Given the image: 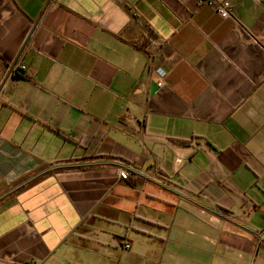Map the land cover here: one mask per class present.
Returning a JSON list of instances; mask_svg holds the SVG:
<instances>
[{
    "label": "crops",
    "instance_id": "crops-1",
    "mask_svg": "<svg viewBox=\"0 0 264 264\" xmlns=\"http://www.w3.org/2000/svg\"><path fill=\"white\" fill-rule=\"evenodd\" d=\"M230 2L0 0V264H264V0Z\"/></svg>",
    "mask_w": 264,
    "mask_h": 264
},
{
    "label": "built area",
    "instance_id": "built-area-1",
    "mask_svg": "<svg viewBox=\"0 0 264 264\" xmlns=\"http://www.w3.org/2000/svg\"><path fill=\"white\" fill-rule=\"evenodd\" d=\"M202 2L213 6V8L223 18H229L232 15V7L233 6H232V3L230 2V0H202ZM25 67H26L25 65H21V66L17 67L16 69H12L11 73L14 72V74H15L17 71L24 70ZM156 72L158 74L157 85L159 87H162L165 84V78H166L167 72L163 68H157ZM118 175L121 179H128L130 176L129 168L128 167L121 168L118 172ZM123 246L126 249H128V248H130V243L128 241H125L123 243ZM26 264H39V262H29Z\"/></svg>",
    "mask_w": 264,
    "mask_h": 264
},
{
    "label": "trees",
    "instance_id": "trees-1",
    "mask_svg": "<svg viewBox=\"0 0 264 264\" xmlns=\"http://www.w3.org/2000/svg\"><path fill=\"white\" fill-rule=\"evenodd\" d=\"M151 35H154L155 36V34L153 33V31H151ZM21 72L22 71H17L15 74H14V78H24L25 76H24V74H21ZM56 133H58V134H60V132L59 131H55ZM61 135V134H60ZM181 143H185L184 141L182 142L181 141Z\"/></svg>",
    "mask_w": 264,
    "mask_h": 264
}]
</instances>
